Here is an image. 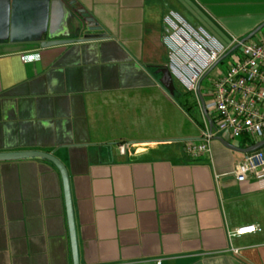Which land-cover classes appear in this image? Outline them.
<instances>
[{
    "label": "crops",
    "instance_id": "crops-1",
    "mask_svg": "<svg viewBox=\"0 0 264 264\" xmlns=\"http://www.w3.org/2000/svg\"><path fill=\"white\" fill-rule=\"evenodd\" d=\"M52 1L0 0V151L65 164L80 264H264V188L231 174L245 152L214 137L188 155L206 124L181 130L188 111L156 71L170 11L229 49L264 22V0H62L50 16ZM68 8L106 37L41 46L45 33L75 37ZM32 50L40 59L24 61ZM243 223L260 229L230 239ZM0 264H74L63 175L47 157L0 159Z\"/></svg>",
    "mask_w": 264,
    "mask_h": 264
},
{
    "label": "built area",
    "instance_id": "built-area-1",
    "mask_svg": "<svg viewBox=\"0 0 264 264\" xmlns=\"http://www.w3.org/2000/svg\"><path fill=\"white\" fill-rule=\"evenodd\" d=\"M165 22L171 31L165 37L170 49L167 64L176 80L198 93L200 78L228 49L205 27L189 23L177 11H170ZM253 36L242 43L241 54L213 79L208 93H203L204 97L208 96L205 100L214 127L211 130L207 120L200 137L185 141L188 155L197 157L210 152L212 139L221 132L230 138L246 137L253 142L264 139V32L256 38ZM40 57L38 50L21 53L24 61ZM119 148L125 152L127 143H121ZM231 174L239 181L254 178L264 188V146L245 152ZM259 229L256 223H243L229 228L228 234L232 239ZM231 249L239 250L234 245Z\"/></svg>",
    "mask_w": 264,
    "mask_h": 264
},
{
    "label": "water",
    "instance_id": "water-1",
    "mask_svg": "<svg viewBox=\"0 0 264 264\" xmlns=\"http://www.w3.org/2000/svg\"><path fill=\"white\" fill-rule=\"evenodd\" d=\"M55 2H62V0H53L52 6L50 9V16H53L54 13L57 11L58 7H55ZM69 12L73 18L72 26L75 28V31H73L75 37H56L55 35L51 33H45L42 35V37L39 38V42L41 46H49L53 44H60V43H69L74 41H85V40H91L96 39L100 37H106L103 33L99 32H91L92 30H100L102 27L98 25L97 21H95L94 17L90 15L89 12L85 11L84 8L80 9L81 15L84 17L85 22L82 25L81 21L75 20V13L69 9ZM264 27V22L258 25L255 29H253L248 35L237 41L233 46H231L213 65L212 67L207 71L210 72L219 62H221L227 55H229L231 52H233L236 48H238L244 41L248 40L250 37H252L255 33H257L259 30H261ZM82 30H85L84 35L78 36V34L81 33ZM157 72H162V75L159 78V82L163 85V87L170 92L171 94L175 93L176 84L175 79L173 76V73L169 66L167 64H163L158 67L156 70ZM198 95L201 100V105L203 112L209 122V127L212 130L214 127V121L213 118L207 108L205 97L201 91V82H199V88H198ZM215 138L220 139L225 145L229 146L230 148H233L235 150H239L242 152H249L253 151L255 149L261 148L264 146V139L258 140L248 146H238L234 143H232L229 139L223 137L222 135H215ZM23 156H43L51 159L54 161L59 168L61 169L64 184H65V190H66V199H67V207H68V213H69V220H70V227H71V236H72V245H73V256H74V264H80L79 262V256H78V248H77V240H76V229H75V221H74V215H73V204L71 199V190H70V184H69V175L67 172V167L65 164L54 154L38 150V149H29V150H19V151H0V159L1 158H15V157H23Z\"/></svg>",
    "mask_w": 264,
    "mask_h": 264
},
{
    "label": "rangeland",
    "instance_id": "rangeland-1",
    "mask_svg": "<svg viewBox=\"0 0 264 264\" xmlns=\"http://www.w3.org/2000/svg\"><path fill=\"white\" fill-rule=\"evenodd\" d=\"M264 32V27L257 32L253 38L257 37L259 33ZM242 44L236 48L232 53H230L228 56H226L221 62H219L205 77V79L201 83V90L203 93H208L210 90V85L212 84V81L214 78L218 76L220 71L222 69H226L230 63L232 62L233 58L237 55H240L242 52ZM167 61H169L170 58V49L168 51ZM168 65V64H167ZM176 83V94L175 97H177L180 101H182V104L187 109V114L180 113L179 117L183 120V125L181 130L190 132L193 128H195L193 121L190 119V117L193 119L201 118L203 120V123H207V119L204 115V112L202 110L200 98L197 92L194 90H190L186 87H184L178 80L175 78ZM205 98L207 99L208 96L205 95ZM178 120V118H176ZM193 119V120H194ZM174 122V121H173ZM148 128H151L152 131H161L162 129L173 133L175 130V125L172 123H169L165 121L163 124H157L155 121V124H153L152 121L148 120ZM238 137L233 139V142H238Z\"/></svg>",
    "mask_w": 264,
    "mask_h": 264
},
{
    "label": "trees",
    "instance_id": "trees-1",
    "mask_svg": "<svg viewBox=\"0 0 264 264\" xmlns=\"http://www.w3.org/2000/svg\"><path fill=\"white\" fill-rule=\"evenodd\" d=\"M149 68H152L153 67V65H147ZM203 92V91H202ZM243 142H242V146L243 147H245V146H248V145H250V144H252V143H254L253 141H249V140H247V138L246 137H243Z\"/></svg>",
    "mask_w": 264,
    "mask_h": 264
},
{
    "label": "flooded vegetation",
    "instance_id": "flooded-vegetation-1",
    "mask_svg": "<svg viewBox=\"0 0 264 264\" xmlns=\"http://www.w3.org/2000/svg\"><path fill=\"white\" fill-rule=\"evenodd\" d=\"M228 56V55H227ZM158 74L161 76L162 75V72H158ZM209 74V72L207 73H204V75L200 78V82L202 83V81L205 79V77ZM175 79V78H174ZM175 81V80H174ZM176 84V83H175Z\"/></svg>",
    "mask_w": 264,
    "mask_h": 264
}]
</instances>
